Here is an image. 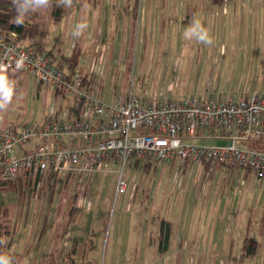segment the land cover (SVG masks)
I'll return each mask as SVG.
<instances>
[{
    "label": "rangeland",
    "instance_id": "obj_1",
    "mask_svg": "<svg viewBox=\"0 0 264 264\" xmlns=\"http://www.w3.org/2000/svg\"><path fill=\"white\" fill-rule=\"evenodd\" d=\"M89 1L91 4L95 2V0ZM206 1L211 3V0H154V4L167 7L168 2L173 5H179L181 2L194 5L195 2L204 4ZM96 2L95 5L87 4L88 7H84L87 1L75 0L74 6L67 9L58 21H53L47 14L45 16L47 34L44 43L47 49L54 48L55 50L60 46L64 53L63 50L68 47L73 51L78 42H81L80 58L83 59V63L96 60L95 76L98 78L100 92L106 100L115 101V96L118 93L125 94L132 82L135 83V87L137 86L138 92L145 97L155 93H164V87L156 91L154 87L165 82L164 80L169 81L171 75L174 76L172 70L178 55L180 56L177 69L179 73L188 72L194 79L198 76L203 62L206 67L202 74L212 84L213 89L232 90L237 92L236 98L241 96L239 92L243 90L248 92L257 90L261 96H264V70L260 68L262 60L258 57L261 48H258V43H256L251 45L253 48L249 51L248 43H240L238 13L234 12L231 7L239 3L238 0L229 1V12L226 16L223 15V7L227 5L212 4L221 21L218 34H215V22L209 20L208 24H204L210 29L214 40L211 46L195 40L184 39L180 42L179 31L174 28L166 38V31L162 25L153 37L149 35L146 38L142 47L135 45L134 28L131 30V26L134 25V16H137L138 20L144 19L147 0H98ZM135 5L142 7L136 15ZM254 5L264 6V0H254ZM101 7L104 8L103 11ZM215 15V13L211 14L210 18ZM202 17L198 16L204 21ZM80 20H86L89 27L83 36L76 39L71 36V31L73 25ZM182 29L183 33L184 28ZM167 39H169L167 41L169 45L166 42ZM138 40H144L142 29ZM191 48L193 56L189 57L187 52H190ZM205 48H207L206 51ZM211 52L212 54L217 53L219 62H214L215 59L210 58ZM203 53L206 57L202 61ZM249 53L252 54V59L246 62L247 59L244 56H248ZM87 54L90 58L84 57ZM164 56L167 58L166 62L163 61ZM8 75L11 79L15 77L13 80L16 81L18 92L9 109L0 113V129L42 122L47 117L52 103L60 102L64 98L60 94L56 95L54 90L39 85L26 72L11 69ZM165 84L169 88L174 87L175 81L165 82ZM63 101L64 109L68 110L72 104L71 98L66 97ZM194 141L205 145L219 143L218 140L203 138H196ZM225 143L227 141L222 142V144ZM124 178L129 186L125 193L119 195H116L117 178L106 171L93 173L88 178L78 180V183L69 179L67 188L61 185L56 188L53 201L61 198L63 216L66 215L67 209L69 211L71 208V202L68 200L61 204L64 196L68 199L85 197L81 204L83 210L92 207L91 212L86 215L87 223L83 230L78 229L80 231H66L65 233L70 232L74 236L79 234L78 238H74L79 240V245H85V252H79L76 257V262L79 264H89L94 261H98V264L108 262L116 218L119 213H123L122 209L120 210L121 204L124 205L123 209L129 216V221L124 222L121 230L126 232L128 239L131 237L132 244L137 245L135 255L142 257L141 245L146 244V240L148 243L152 240L154 243L161 242L159 234L163 220L171 223L172 231L176 230L177 206L186 188L187 178L192 181L190 184L192 192L193 188L200 184L198 168L193 170V166L189 165L186 170L184 168L178 170V163L176 165L160 164L157 167L151 165L147 168L143 161L133 160L127 165ZM208 180L206 179V182ZM62 185H64L63 181ZM262 191L264 196V186ZM50 196V189L47 194L44 192L36 194L35 187H25L24 194L20 195L14 189L4 190L0 187L1 203L11 208L10 212L17 220L18 231L10 249L11 253H15L12 257L16 264H49L52 256L55 258V264H68L67 259H71L65 254V251L68 252L71 249L70 236L67 239L65 234L61 235L59 231H45L46 237L42 235L41 222L45 214H49L48 217L52 214L51 209L54 202L48 200ZM76 211L80 212V210ZM64 221L63 219L62 223L65 224ZM26 224H28V231L25 232ZM48 227L51 228V226ZM64 229L63 227V231ZM31 232L35 233L34 237ZM177 239L181 237L178 235ZM50 242L52 255L46 253L44 256L46 260L43 263L44 258L42 259L41 256L47 251L48 246L46 245ZM82 253L86 254L85 259Z\"/></svg>",
    "mask_w": 264,
    "mask_h": 264
},
{
    "label": "built area",
    "instance_id": "obj_2",
    "mask_svg": "<svg viewBox=\"0 0 264 264\" xmlns=\"http://www.w3.org/2000/svg\"><path fill=\"white\" fill-rule=\"evenodd\" d=\"M15 37V32L9 38L0 33V64L7 72L28 73L72 104L64 109L63 98L52 103L42 122L0 129L1 181L30 178L37 194L48 177L78 183L106 171L117 178L119 195L128 189L124 172L133 160L155 167L178 161L198 170L220 164L264 179V96L258 92L218 100L208 86L203 97H145L132 82L110 102L100 92L96 60L84 61L87 73L79 66L69 72L51 60L48 49L16 43ZM20 57L27 59L17 69ZM205 132L227 143L192 142Z\"/></svg>",
    "mask_w": 264,
    "mask_h": 264
},
{
    "label": "crops",
    "instance_id": "obj_3",
    "mask_svg": "<svg viewBox=\"0 0 264 264\" xmlns=\"http://www.w3.org/2000/svg\"><path fill=\"white\" fill-rule=\"evenodd\" d=\"M84 1H87L85 5H95L98 0H95L92 4L89 0ZM238 1L239 3H235L236 5H232L231 7L234 12L238 13L240 43H248L249 51L253 48L251 45L258 43L257 47L261 48L259 49L261 52L258 54V57L262 60L260 68L264 70V6H255L254 0ZM228 3L229 1H226L225 4L222 5H227L223 7V15L225 16L229 12L230 5ZM213 5L209 1L204 2V4L195 2L194 5H187L186 2H181L179 5H173L168 2L167 7H161L154 4V0H147L145 3L146 9L144 11V19L138 20L137 16H134L133 18L134 25L131 26V30L134 28L135 45L142 47L146 38H148L149 35L153 37V34L157 33V29L162 25L166 31V38L169 37V32L174 28V30L176 29V31H179V40L180 42H183L182 28H185L194 16L198 18L200 15L201 17L203 16V23L205 25L206 23L208 24L209 20L215 22V34H218L221 19L215 11L216 8H213ZM134 7H136V15L142 7L139 8V5H135ZM103 10L104 8L102 9L101 7V11ZM214 13L217 15V17H215L216 15L214 16L215 20H213L214 17L210 18V15ZM114 22H116V20H114ZM141 29L144 32L143 42L138 40ZM256 38L258 40H256ZM167 41H169V39H167L166 42ZM167 43L169 45V42ZM78 44L81 46V42H78ZM69 49L70 48L68 47L63 50L66 55H68ZM206 49L207 48H205V51ZM88 54L84 57L90 58ZM216 54L217 53L210 55V58H214V62H219ZM187 55H189V57L193 56L192 48L190 49V52H187ZM203 55L204 53L202 54V61L205 60L206 57V54ZM244 58L247 59L246 62H250L252 54L249 53V55L244 56ZM166 60L167 58L164 56L163 61L166 62ZM82 61L83 59L80 58L78 66L83 73H87L89 67L86 62L83 63ZM179 62L180 56L178 55L177 59H175L172 70L174 76L171 75L169 80L175 81L174 87L169 88L165 86L167 85L165 82H169L167 79L164 80L165 82L157 84L154 87V91L160 89V87H164L165 97L179 98L191 95L203 97L209 86L211 88V97L218 100L227 98L243 99L250 96L253 92H258L257 90L253 92L243 90L239 92L241 96L236 98L237 92L212 88V84L206 80L202 74L206 67L203 62L201 70L198 72V76H195L194 79L188 74V72L185 73L181 71V73H179L177 70ZM56 63L60 65V59H57ZM65 70L68 69L65 68ZM146 83L148 84V82ZM196 138L218 140V144L227 141L224 138L215 137L208 132H205L203 135ZM194 139L192 142L203 144L194 141ZM177 163L178 170L181 168L186 170V167L189 165L191 167L193 166L188 164L181 167V164L176 161L171 164L176 165ZM193 170H195V167H193ZM203 170H198V180H200V184L193 188V192L191 191L190 186L192 181L189 178L186 180V188L182 192L177 206L175 217L176 230L172 231V225L168 221L171 231L169 244L163 247L160 246L159 243H154L153 240L151 243H148V240H146V244L141 245L143 251L142 257L135 255V252H137V245L132 244L131 237L128 239L126 232L121 230L124 222L127 223L129 221L128 213L123 209L124 205L121 204L120 210L122 209L123 213H119L116 218L109 260L108 262H103V264H264V196L262 194L264 179L259 181L251 172L239 171L225 166L215 165L208 168L206 167ZM206 179H209L208 182H206ZM63 183L65 182L63 181ZM50 185H52L51 182ZM60 185L63 187L62 181L57 180L55 190L56 188H59ZM48 189H50L52 196L53 188L51 186H46L41 192L47 194ZM51 196L48 200L50 199L54 202V196ZM35 198H37V196ZM84 198L85 197H73V199H68L64 196L61 204L67 200L71 202V208L69 211L67 209L65 216H63V211L61 209L62 206L60 205L61 198H56L53 203V208L51 209L52 214L49 217V214H45L41 226L47 224V229L45 231H59L61 235L65 234L66 231L83 230L87 223L86 215L91 212L92 208L90 206L87 210H83L81 204L83 203ZM36 202L37 199L35 203ZM90 205H92V202ZM40 210L41 207L39 211ZM76 210H80V212H77ZM33 212L35 214V211ZM63 219L65 220V224L62 223ZM35 223L37 224V221ZM28 224H26L27 227L24 228L25 232L28 231ZM48 226H51V228ZM63 227L65 228L64 231ZM33 231L36 230L33 229ZM69 233L70 232H67V234H65L67 239L69 236V238L72 239L70 251H65L66 256L71 258L67 259V263L79 264L76 262V257L79 252H85V245H79V240L77 239L79 234L74 236V234L70 233L71 235H69ZM31 235L34 237L35 233L31 232ZM42 235H44L43 231ZM178 235L181 239H177ZM246 238H252L256 241L255 243L251 242V244H254V247H251V254H248L247 249L245 248ZM46 246H48L46 249L47 251L41 256L42 259L44 258V260H42L43 263H45L46 260L44 257L46 256V253L52 255L51 242ZM13 254L15 253H12L11 256H15ZM82 256L84 259L86 258V254H83ZM54 259L55 258L52 256L49 264H55L56 261H54ZM98 263V261H94L89 264ZM14 264L16 263L14 262Z\"/></svg>",
    "mask_w": 264,
    "mask_h": 264
},
{
    "label": "trees",
    "instance_id": "obj_4",
    "mask_svg": "<svg viewBox=\"0 0 264 264\" xmlns=\"http://www.w3.org/2000/svg\"><path fill=\"white\" fill-rule=\"evenodd\" d=\"M226 1L230 0H211L212 4L215 5H223ZM67 9L62 7H57L55 4L50 12V16L53 21H58L64 14ZM136 12V7L134 9ZM16 15L15 9L12 7L11 0H0V33L5 35L7 38L10 37L12 32L16 33L15 42L19 44H27L31 46H35L36 48L43 50L47 47L45 46L44 40L47 34V20L45 16L47 14H30L26 19L24 25H16L12 23L13 17ZM48 49L49 55L53 62H56L57 59H60V66L64 69H68L69 72L74 71V69L79 65L80 55H81V46L80 44L76 45L75 49L72 51L71 55L68 56L66 53L62 52V48L59 46L57 50ZM11 71V70H10ZM9 71V72H10ZM15 77H12L14 79ZM130 164V163H129ZM146 167H150V164H146ZM215 165H207L208 167H212ZM217 166H222L217 164ZM69 179L73 181L72 178L67 177L64 180V188L68 187ZM52 185H50V182ZM57 180H53L52 177H48L44 180L40 192L44 190L46 186H51L53 188V194L51 197L54 196L55 187H56ZM37 187V183L32 179H23L19 178L17 181H1L0 180V187L4 190H16L21 194H24L25 187ZM11 208L9 206L3 205L0 201V238H4L7 241L6 245H0V252L6 253L7 255L11 256V247L14 244V240L16 238L17 233V220L14 215L10 212ZM47 229V224L43 226L42 231L45 232ZM170 225L169 222L166 220L162 221L161 229H160V246H167L170 241ZM251 242H256L252 238L245 239V248L247 249V253L251 254L254 244ZM15 255V254H14Z\"/></svg>",
    "mask_w": 264,
    "mask_h": 264
},
{
    "label": "clouds",
    "instance_id": "obj_5",
    "mask_svg": "<svg viewBox=\"0 0 264 264\" xmlns=\"http://www.w3.org/2000/svg\"><path fill=\"white\" fill-rule=\"evenodd\" d=\"M75 0H11L12 7L16 11V15L12 19V23L16 25H24L25 19L30 14H50L53 5L70 9L74 6ZM84 7H88L84 5ZM89 24L86 20L77 21L72 28L71 36L79 39L88 29ZM182 36L185 40H195L207 46L214 43L210 34V29L204 26L202 19L193 17L190 23L184 28ZM26 57H20L16 66L20 69L24 66ZM16 81L11 79L7 72V66L0 64V113L6 112L12 105L13 98L17 96ZM7 241L0 238V245H6ZM0 264H14V258L6 253L0 252Z\"/></svg>",
    "mask_w": 264,
    "mask_h": 264
}]
</instances>
